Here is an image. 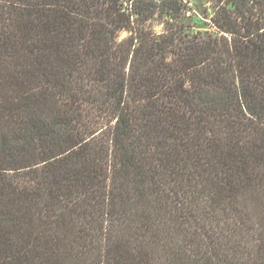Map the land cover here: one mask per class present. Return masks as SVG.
<instances>
[{"label": "trees", "instance_id": "obj_1", "mask_svg": "<svg viewBox=\"0 0 264 264\" xmlns=\"http://www.w3.org/2000/svg\"><path fill=\"white\" fill-rule=\"evenodd\" d=\"M0 264H264V0H0Z\"/></svg>", "mask_w": 264, "mask_h": 264}, {"label": "rangeland", "instance_id": "obj_2", "mask_svg": "<svg viewBox=\"0 0 264 264\" xmlns=\"http://www.w3.org/2000/svg\"><path fill=\"white\" fill-rule=\"evenodd\" d=\"M158 29H161V26H159Z\"/></svg>", "mask_w": 264, "mask_h": 264}]
</instances>
